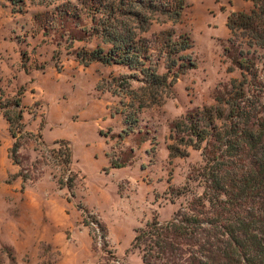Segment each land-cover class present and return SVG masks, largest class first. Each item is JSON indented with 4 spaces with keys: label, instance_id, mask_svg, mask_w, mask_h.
<instances>
[{
    "label": "rangeland",
    "instance_id": "1",
    "mask_svg": "<svg viewBox=\"0 0 264 264\" xmlns=\"http://www.w3.org/2000/svg\"><path fill=\"white\" fill-rule=\"evenodd\" d=\"M164 1L149 8L116 2L113 21L146 38L169 31L172 39L186 34L191 40L181 54L193 67L155 90L153 104L143 96L138 71L99 60L83 65L78 57L110 48L99 33L102 0H0V105L19 97L23 129L40 133L43 142L24 136L20 163H13L8 150L14 139L0 109V264H143L133 241L139 229L154 218L162 224L189 212L198 198L207 206L200 150L178 140L183 134L172 126L215 105L214 95L229 89L231 78L240 79L237 48L223 54L222 46L229 47L225 21L230 12L252 5L184 0L178 22H172L161 10ZM77 22L85 27L76 29ZM154 47L150 61L165 73L161 46L155 41ZM261 61L257 56L259 70ZM178 62L173 72L187 66L186 59ZM254 97L264 104L263 93ZM59 140L71 149L73 194L56 180L69 175L51 166L48 150H56ZM172 143L186 154L170 157ZM201 146L210 149L206 142ZM108 155L125 165L110 167Z\"/></svg>",
    "mask_w": 264,
    "mask_h": 264
},
{
    "label": "trees",
    "instance_id": "2",
    "mask_svg": "<svg viewBox=\"0 0 264 264\" xmlns=\"http://www.w3.org/2000/svg\"><path fill=\"white\" fill-rule=\"evenodd\" d=\"M109 1L102 0L97 12L104 18L99 20V33L103 34L110 48L106 51L96 48L78 57L83 65L99 60L107 64H123L138 71L145 82L143 96L148 95L156 104L155 90L166 89L176 81L178 74L193 67L191 60L181 54L190 49L191 40L186 34L172 39L169 31L154 35V39L146 38L120 22L114 23L116 2L117 5L130 2L149 8L157 6L153 3L156 0ZM250 1L252 6L247 12H230L225 21L229 47L222 46L223 54L228 56L230 49L237 48L240 58L236 59V66L240 70V79L231 78L229 89H225L222 95H214L215 105L192 111L172 126L173 131L183 134L178 140L200 150L207 206L198 198L189 212H178L162 224L154 218L146 224V229H139L133 241L138 244L136 247L141 251L143 264H264V104L254 97L258 92L264 94V0ZM164 4L163 13L172 22H178L184 0H165ZM57 16L68 21L64 13ZM136 16L141 15L138 12ZM79 22L74 27L77 29L80 25L78 30H82L85 25ZM147 26L148 23L140 27L141 32H145ZM72 39L80 38L73 36ZM155 41L161 46L159 52L163 54L166 68L161 74L157 72L156 63L150 61L152 53L158 49L154 47ZM249 54H256V57H249ZM257 56L262 60L261 70L256 66ZM184 59L187 66L173 72L172 68H179L178 61ZM147 61L149 66H145ZM226 70L231 72L232 67L228 66ZM250 86H254L251 87L253 91L248 93ZM168 93L166 91L164 95L169 96ZM0 109L14 139L8 150L10 158L19 164L17 154L22 146L21 139L26 135L37 137L43 144L41 135L23 129L19 97L10 104L0 105ZM202 142H206L210 149L202 147ZM54 143L58 144L57 149L48 150L53 158L51 166H59L69 177L54 176L60 187L66 186L73 194L76 173L71 169V149L64 140ZM167 149L170 157L186 154L173 143ZM108 157L112 168L125 165L114 161L111 155Z\"/></svg>",
    "mask_w": 264,
    "mask_h": 264
}]
</instances>
